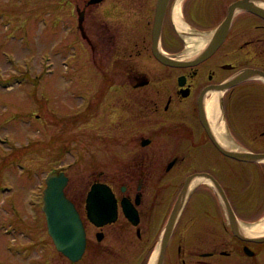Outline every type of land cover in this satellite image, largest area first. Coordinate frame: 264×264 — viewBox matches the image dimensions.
Masks as SVG:
<instances>
[{"label":"flooded vegetation","instance_id":"af4514ba","mask_svg":"<svg viewBox=\"0 0 264 264\" xmlns=\"http://www.w3.org/2000/svg\"><path fill=\"white\" fill-rule=\"evenodd\" d=\"M235 1L65 0L76 10L73 35L92 67L103 77L102 60L113 64L108 89L122 97L126 89L138 95L104 94L92 101L96 127L82 130L81 145L97 153L91 159L97 172L81 192L73 187L75 196L69 194L65 166L51 168V173L67 176L63 191L82 220L84 249L78 260L69 259L46 226V263L157 264L162 235L177 203L161 264H264V233L244 229L264 215V159L224 153H264V77L257 74L222 91L213 89L244 68L264 73V17L235 9L219 45L194 62ZM247 1L264 8V0ZM156 24L159 31L154 33ZM202 39L204 44L197 45ZM154 48L187 64L163 63ZM136 58L147 59L146 65L126 64ZM209 91L218 92L212 121L205 101ZM66 148L60 156L68 153ZM94 183L108 185L114 194L112 222L97 225L87 217V193ZM217 185L246 239L233 234ZM23 264L42 263L34 258Z\"/></svg>","mask_w":264,"mask_h":264},{"label":"rangeland","instance_id":"374dc122","mask_svg":"<svg viewBox=\"0 0 264 264\" xmlns=\"http://www.w3.org/2000/svg\"><path fill=\"white\" fill-rule=\"evenodd\" d=\"M75 23L65 0H0V264L48 261L39 193L45 176L62 164L69 194L81 192L97 172V153L81 145L83 129L96 127L92 101L138 95L108 89L113 64L102 60L106 73L98 75L73 35ZM130 61L143 67L147 59Z\"/></svg>","mask_w":264,"mask_h":264},{"label":"water","instance_id":"95a60500","mask_svg":"<svg viewBox=\"0 0 264 264\" xmlns=\"http://www.w3.org/2000/svg\"><path fill=\"white\" fill-rule=\"evenodd\" d=\"M235 9L249 10L261 17H264V8L262 7L249 3L247 0H237L233 2L229 6V11L226 17L220 23L216 32L206 43L203 51L194 62H198L199 60L211 54V52L219 45L224 37V34L226 33V30L228 29L231 17ZM154 29V33H157L159 31V25L156 24L154 26ZM156 43L157 37L156 39L154 38V44ZM154 54L160 61L169 65L187 64V62H181L168 57L165 54L156 51L155 48ZM257 74L264 77L263 72H260L256 69L244 68L233 79L221 85H218L213 89L222 91L225 88L236 84L247 77ZM207 89L208 88L203 90L202 93H204ZM224 153L237 159H264V153L257 154L252 152L238 151H224ZM66 182L67 177L63 174V172H59L58 174H50L45 178L46 187L43 190L42 211L45 215L47 232L57 244L58 250L63 252L67 257H69V259L76 261L80 258L84 249V229L78 211L76 210L74 204L64 194L63 188ZM217 187L219 188L222 198L226 204L227 218L233 234L238 236L239 238H244L242 233L237 229L236 219L233 211L231 210V207L227 203L220 187L218 185ZM122 208L128 215L129 209L127 208V204L124 202V200H122ZM86 209L87 217L93 223L101 225L107 222H112L116 216V202L111 188L106 184H92L90 190L87 193ZM177 209L178 205L176 203L172 209L162 235L161 251L157 264H161L162 251L171 232V227L175 220ZM244 250L247 255L252 254V251L249 248L245 247Z\"/></svg>","mask_w":264,"mask_h":264},{"label":"bare ground","instance_id":"6f19581e","mask_svg":"<svg viewBox=\"0 0 264 264\" xmlns=\"http://www.w3.org/2000/svg\"><path fill=\"white\" fill-rule=\"evenodd\" d=\"M179 27H182L180 24H178ZM204 44L203 39L199 40L197 42V45L202 46ZM218 92L216 91H209L207 94V97L205 99L206 101V108H207V116L209 117L210 121L213 120V118L217 115V111L215 108L216 98H217ZM216 129V128H215ZM245 231L249 234H257L261 233L264 230V219H261L257 221L253 226H248L244 228Z\"/></svg>","mask_w":264,"mask_h":264}]
</instances>
